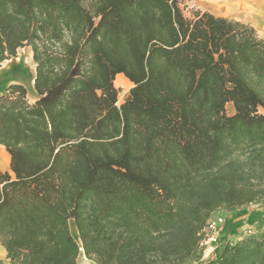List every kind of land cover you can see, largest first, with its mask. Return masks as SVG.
Segmentation results:
<instances>
[{
  "label": "trees",
  "instance_id": "1",
  "mask_svg": "<svg viewBox=\"0 0 264 264\" xmlns=\"http://www.w3.org/2000/svg\"><path fill=\"white\" fill-rule=\"evenodd\" d=\"M24 47L36 99L20 83L0 91L9 264H78L81 251L194 264L214 211L264 201V39L251 24L186 16L180 0H0V66ZM119 73L132 83L120 105ZM205 264H264V236Z\"/></svg>",
  "mask_w": 264,
  "mask_h": 264
},
{
  "label": "crops",
  "instance_id": "2",
  "mask_svg": "<svg viewBox=\"0 0 264 264\" xmlns=\"http://www.w3.org/2000/svg\"><path fill=\"white\" fill-rule=\"evenodd\" d=\"M236 20L240 19L237 18ZM253 27H255V29L257 28L255 25ZM121 75L122 74L120 73L116 74L114 80L118 83L119 87H121V85L123 84ZM130 86H132L131 82ZM35 99L36 97L34 98V100ZM263 213L264 203L249 204L233 211H226L221 209L214 211L209 218L216 222V227L212 232L214 240L207 242L206 253L203 255V257H201L199 262H195L194 264H205L208 260L215 258L217 249L222 247L228 241L236 242L242 238L253 236L248 235L246 233V229H251L253 233L254 231H258V228L261 225H264V219L262 218ZM0 264H9V261L6 258V252L1 245ZM81 264L92 263L85 258V261H82Z\"/></svg>",
  "mask_w": 264,
  "mask_h": 264
},
{
  "label": "rangeland",
  "instance_id": "3",
  "mask_svg": "<svg viewBox=\"0 0 264 264\" xmlns=\"http://www.w3.org/2000/svg\"><path fill=\"white\" fill-rule=\"evenodd\" d=\"M180 5H181L183 12L186 16H189L191 14V12L195 11V10L208 11L205 8L201 7L199 4H197V2L195 0H180ZM208 12H210V11H208ZM212 14L217 15V16L232 18V19L236 18L235 16H224L222 14H217V13H212ZM244 22L249 23L252 26H254L252 23H250L248 21H244ZM256 31H257L258 35L264 39V30H262L261 28H256ZM9 60H10L9 68L5 71V73L10 71V70H17V71L15 74H12V76H7L5 73L2 76H0V91H2L4 89V87L6 85H8L9 83L23 84L27 90L28 100L30 102H32L34 100V98L36 97V94L33 90V87H32L31 91L29 90L32 86V84L30 83V79L34 75V64L32 62V56H31L30 49L28 47H24V48L19 49L17 51L16 57L11 58ZM5 63H7V62L2 63L0 68ZM114 84H115V87L119 90L117 104L120 105L123 102V100H124L125 96L127 95L131 86L129 83L128 88H122V87H119L118 84L115 83V81H114ZM225 109H226V113L228 115H230L234 111L233 105L230 102L225 105ZM7 168H8V164L4 165V166H0L1 170L7 169ZM262 203H264V201ZM248 235H253L255 237H259L261 235L264 236V225H261L258 228V231H254V233L252 232ZM82 261H85V256L82 254V251H81L78 258H77V262H78V264H81Z\"/></svg>",
  "mask_w": 264,
  "mask_h": 264
},
{
  "label": "bare ground",
  "instance_id": "4",
  "mask_svg": "<svg viewBox=\"0 0 264 264\" xmlns=\"http://www.w3.org/2000/svg\"><path fill=\"white\" fill-rule=\"evenodd\" d=\"M197 4L206 10L222 14L224 16H235L236 18L244 21H248L255 25L257 28L264 30V0H195ZM260 33V32H259ZM5 63L0 68V76L9 68L10 60L4 61ZM3 62V63H4ZM17 70H10L5 74L12 76ZM33 77L30 79V83L33 84ZM123 80L122 88H128L130 81L121 75ZM118 84L117 82H115ZM32 90V86L29 89ZM1 146V145H0ZM9 162L8 153L1 146L0 147V166L7 165ZM70 230L73 236L78 239V234L75 230L73 221H70Z\"/></svg>",
  "mask_w": 264,
  "mask_h": 264
},
{
  "label": "built area",
  "instance_id": "5",
  "mask_svg": "<svg viewBox=\"0 0 264 264\" xmlns=\"http://www.w3.org/2000/svg\"><path fill=\"white\" fill-rule=\"evenodd\" d=\"M262 218L264 219V213L262 214ZM215 227H216V222L209 219L207 221L206 226L203 228V231H202L203 238L200 242V245L203 248L202 257L206 253L207 242L214 240V236L212 235V232L214 231ZM246 233L247 234L252 233L251 229H246Z\"/></svg>",
  "mask_w": 264,
  "mask_h": 264
},
{
  "label": "water",
  "instance_id": "6",
  "mask_svg": "<svg viewBox=\"0 0 264 264\" xmlns=\"http://www.w3.org/2000/svg\"><path fill=\"white\" fill-rule=\"evenodd\" d=\"M81 250V249H80Z\"/></svg>",
  "mask_w": 264,
  "mask_h": 264
}]
</instances>
